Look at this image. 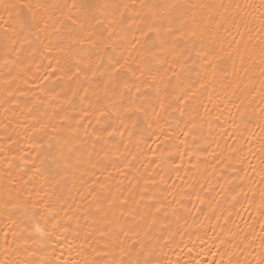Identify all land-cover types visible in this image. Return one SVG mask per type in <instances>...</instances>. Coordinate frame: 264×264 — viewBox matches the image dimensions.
Returning <instances> with one entry per match:
<instances>
[{
	"label": "snow or ice",
	"instance_id": "1",
	"mask_svg": "<svg viewBox=\"0 0 264 264\" xmlns=\"http://www.w3.org/2000/svg\"><path fill=\"white\" fill-rule=\"evenodd\" d=\"M241 7L251 19H255L252 10H259L264 31V0L244 6L167 0L141 3L138 8L122 0H0V8L8 17L4 20L0 16V67L9 73L15 71L13 79L21 80L33 69L42 71L32 80L39 94L32 104L35 123L30 128L40 133L38 143L32 146L46 150L41 164L51 162L67 170L90 146L98 157L93 166L103 173L111 156L131 155L130 147H139L148 137H155V154L165 163L164 158L179 146L184 147L186 155H197L201 150L197 142H205L212 135V110L208 105L212 109L226 107L225 97L235 95L240 87L226 79L230 73L225 58L231 53L219 37L225 17L216 10L226 13ZM196 8L216 11L220 19L214 27L202 24L193 12ZM129 12L139 18L134 30ZM240 19L241 23L233 27L247 28L248 21ZM208 21H212L211 15ZM38 56L48 60L43 69L37 64ZM257 96V126L264 132V69L261 89H253L232 102L235 112L229 116V125L234 137H243L252 125L255 109L250 105L256 103ZM86 125L91 126V133L82 140L81 133H88ZM154 163L160 167L159 162ZM129 165L130 160L123 166ZM237 188L240 191L230 190L233 200L242 194V186ZM110 191L107 183H100L93 195L97 206H106V216L111 217L101 232L107 236L105 254L110 258L92 264H155L148 259L151 245L140 237L143 233L147 238L156 225L164 223L162 217L168 215V206L155 196H141V200H156L143 205L141 211L140 205L129 207L128 199L121 197L117 202L110 198ZM2 199L7 207L13 199L12 191L5 188ZM259 209L264 217V192L260 194ZM125 212L131 219H117V213L122 218ZM40 215L36 211L24 212L22 240L29 238L27 220ZM172 215H176L174 208ZM137 217L144 223H137ZM39 244L37 250H42L44 241ZM261 249L256 264H264V242ZM37 250L29 249L33 256ZM26 264L51 262L33 259ZM229 264H233L231 259Z\"/></svg>",
	"mask_w": 264,
	"mask_h": 264
},
{
	"label": "bare ground",
	"instance_id": "2",
	"mask_svg": "<svg viewBox=\"0 0 264 264\" xmlns=\"http://www.w3.org/2000/svg\"><path fill=\"white\" fill-rule=\"evenodd\" d=\"M122 2L138 8L141 3H165L167 0ZM179 2L244 6L259 4L260 0ZM216 11L225 17L219 37L231 53L225 58L230 73L226 79L240 87L235 95L225 97L226 107L212 109V105H208L212 110V135L206 134L205 142H197L201 149L197 155H186L184 147L179 146L164 158L165 163L155 154V137H148L139 147H130L131 155L111 156L109 167L103 173L93 166L98 157L92 154L90 146L67 170L51 162L41 164L42 153L46 150L32 146L38 143L36 137L40 133L30 128L35 123L32 104L39 94L32 80L42 75V71L33 69L21 80L13 79L15 71L9 73L0 67V264H26L33 259L47 260L51 264H92L109 259L105 254L107 236L101 232L108 227L105 221L111 217L106 216L107 207L97 206L93 199L100 183L109 185L110 198L117 202L121 197L128 199L129 207L140 205L143 211V205L156 200H141L140 197L150 195L168 206V215L162 217L164 223L156 225L147 238L143 233L140 237L151 245L148 259L155 264H229V259L233 264H256L260 260L261 243L264 242V217L259 209L260 194L264 192V132L256 120L259 97L250 105L255 109L253 123L243 137L231 135L229 116L235 112L232 102H238L237 97L243 98L247 92L259 91L262 87L264 31L260 27L259 10H252L255 19L245 16L243 7L230 8L226 13L221 9ZM216 11L193 9L202 24L210 23L213 27L220 19ZM0 16L8 19L3 8H0ZM241 17L248 21V27H233L234 23H241ZM128 19L134 30L139 18L129 12ZM2 58L0 51V63ZM37 64L43 69L48 60L38 56ZM85 127L88 133H81L82 140L91 133V126ZM99 151L97 148L96 152ZM128 160L130 165L124 167ZM154 161L159 162L160 167ZM230 168L236 171H229ZM237 186H242L243 191L233 200L230 190L240 191ZM145 187L148 192L141 191ZM5 188L13 195L7 207L2 199ZM173 208L176 215H172ZM25 211L41 215L27 220L26 236L29 238L22 240L21 217ZM117 219L127 221L131 217L127 212L122 218L117 213ZM137 223L144 222L137 217ZM222 240L225 243H221ZM229 240L231 245L227 244ZM40 241H44V247L37 250ZM29 249L37 250L36 255L33 256Z\"/></svg>",
	"mask_w": 264,
	"mask_h": 264
}]
</instances>
